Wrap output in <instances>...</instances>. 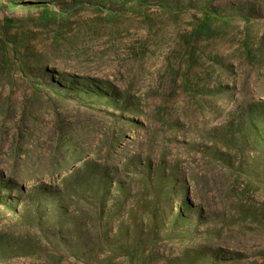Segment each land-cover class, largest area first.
<instances>
[{"label":"rangeland","instance_id":"1","mask_svg":"<svg viewBox=\"0 0 264 264\" xmlns=\"http://www.w3.org/2000/svg\"><path fill=\"white\" fill-rule=\"evenodd\" d=\"M0 264H264V0H0Z\"/></svg>","mask_w":264,"mask_h":264}]
</instances>
